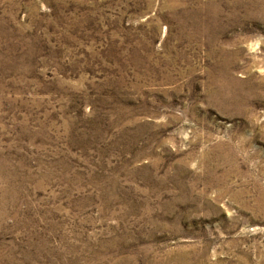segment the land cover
<instances>
[{
    "label": "rangeland",
    "instance_id": "rangeland-1",
    "mask_svg": "<svg viewBox=\"0 0 264 264\" xmlns=\"http://www.w3.org/2000/svg\"><path fill=\"white\" fill-rule=\"evenodd\" d=\"M0 264H264V0H0Z\"/></svg>",
    "mask_w": 264,
    "mask_h": 264
}]
</instances>
